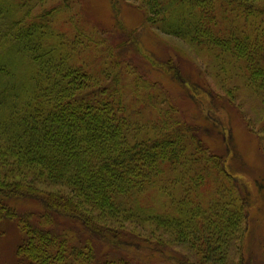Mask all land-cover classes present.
<instances>
[{"label": "trees", "instance_id": "obj_1", "mask_svg": "<svg viewBox=\"0 0 264 264\" xmlns=\"http://www.w3.org/2000/svg\"><path fill=\"white\" fill-rule=\"evenodd\" d=\"M123 2L145 30L190 49L199 81L172 59L164 71L193 117L165 82L143 78L132 33L98 36L97 23L78 24L75 0H0V223L19 231L12 263L263 264L255 201L218 115L248 93L246 125L264 140V0H111L116 30ZM256 186L264 193V179Z\"/></svg>", "mask_w": 264, "mask_h": 264}, {"label": "rangeland", "instance_id": "obj_2", "mask_svg": "<svg viewBox=\"0 0 264 264\" xmlns=\"http://www.w3.org/2000/svg\"><path fill=\"white\" fill-rule=\"evenodd\" d=\"M75 2L76 5H73V14L76 13L75 17L78 20V24L87 20L90 26H94L97 23L99 26H97L98 36L107 39L109 42L114 41L116 43L129 39L128 34L130 33L138 37L136 39L138 41L140 40L138 43L140 53L133 52V54L138 63L148 62L146 64L147 72H144L143 78L147 80L153 79L161 83L165 82L176 98V102L182 107L183 113H187V116L193 117L198 112L193 102L189 99L185 100L186 98H181L184 94L183 89L173 83L164 71V63L172 59L184 72L185 76H190L195 81L198 80L193 63L195 59L192 58V53L185 44L176 41L174 38L160 35L153 30H145L144 18L135 6L124 2L122 3L120 12L124 28H117V31L115 29V17L111 0H75ZM180 51L187 52L191 57ZM129 53L131 52H128V56ZM148 56L158 64L155 66L152 65L147 59ZM184 56L187 58L185 59ZM210 86L215 94L219 93L223 95L214 84H210ZM244 95L247 96L248 93H243V97L237 102V107L241 104L238 110L230 107L226 113H220L218 117L220 118L219 122L223 123V127L227 131L225 134L226 138L233 139V148L228 157V161L233 166L234 171L241 173L240 178L248 184L253 200L255 201V205L253 204L254 206L250 210L251 220L249 227V232H251V235L249 234L250 239L254 241L253 249L259 250L263 248L264 251V193L256 186L257 181L262 182V179H264V140L258 139L248 130L245 120L247 121L248 118L252 117L249 109L254 106V103L249 99V96L247 98ZM215 143L217 145H212L216 148L223 145L222 139H218ZM240 166L244 167L241 168L243 171L239 169ZM28 208L33 209V206ZM253 234L256 238L252 237ZM17 235H19V231L15 224L7 221L0 223V264H13L11 257ZM260 238H262V242ZM252 241H250V245H252ZM101 248L105 250L103 246ZM101 248L100 251L103 253L118 254L117 252H110L109 250L104 252ZM263 251L260 250L257 253L262 256ZM122 253L129 258L126 252L123 251ZM258 258L261 261L259 256ZM151 259L148 260L151 261V264H166L163 261L157 260L158 258ZM262 263L264 264L263 258Z\"/></svg>", "mask_w": 264, "mask_h": 264}]
</instances>
